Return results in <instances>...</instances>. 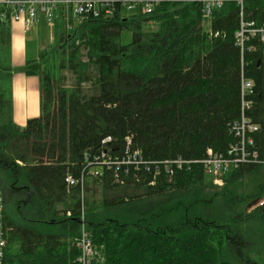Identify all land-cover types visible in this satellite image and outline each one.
I'll use <instances>...</instances> for the list:
<instances>
[{
	"label": "trees",
	"instance_id": "1",
	"mask_svg": "<svg viewBox=\"0 0 264 264\" xmlns=\"http://www.w3.org/2000/svg\"><path fill=\"white\" fill-rule=\"evenodd\" d=\"M263 12L264 0H245L247 20L259 23ZM202 20L201 5L174 2L159 4L147 17L117 12L80 25L70 17L68 29L60 6L53 50H40L24 66L26 76L39 78L40 106L39 116L23 128L12 118L11 24L0 22L3 264H78L69 241L79 231L81 203L64 178L76 175L103 139L112 138L118 152L129 137L145 158L188 160L203 158L207 148L223 152L234 142L227 125L240 114L238 7L227 3L212 12L210 29L218 37L205 34ZM149 21L154 29L147 31ZM247 45H256L243 55L244 73L255 85L248 116L259 126L254 139L264 160V43ZM63 72L73 76V86L60 83ZM263 171L264 165L243 166L228 173L225 183ZM89 185L104 191L98 205L91 196L84 201L87 229L92 242L103 246V264H264V207L231 215L205 212L198 165L154 187H118L107 173ZM256 191L254 202L264 184ZM194 212L208 219H191ZM157 217L178 220L157 226ZM250 224L256 234L242 230Z\"/></svg>",
	"mask_w": 264,
	"mask_h": 264
},
{
	"label": "built area",
	"instance_id": "2",
	"mask_svg": "<svg viewBox=\"0 0 264 264\" xmlns=\"http://www.w3.org/2000/svg\"><path fill=\"white\" fill-rule=\"evenodd\" d=\"M199 4L203 17L211 19L216 9H221L227 3H234L238 7V30L235 33L236 43L240 52L241 73L239 79L240 114L228 123L229 134L234 142L223 151L207 148L203 158L188 160L182 157L148 159L139 149L132 148L131 139L125 138L122 152H118L112 144V138L102 140L99 150L95 154H87L79 164L78 173H67L64 178L67 190L76 188L80 199L79 231L72 243L78 255V264H103L104 256L92 242L85 220L86 185L87 180L98 179L105 173L111 177L112 184L118 187L143 186L154 187L157 183L171 182L182 171H192L198 165L204 176L211 178L215 186H222L227 174L247 165H264L258 154L254 136L259 126L248 116L253 106L255 85L253 80L244 73V51H254L256 45H247L251 40L264 43V12L259 23L247 20L245 16V0H0V22L9 21L10 24L24 20L26 26L37 23L41 18L52 28L56 12L63 7L66 28L71 29L89 19H109L115 13L130 17L133 15L149 16L154 8L161 3ZM149 25L153 23L148 22ZM209 37H218V32H205ZM4 198L0 192V264H3L6 238L3 230ZM252 207H264V194L257 199ZM71 215L66 212L67 217Z\"/></svg>",
	"mask_w": 264,
	"mask_h": 264
},
{
	"label": "rangeland",
	"instance_id": "3",
	"mask_svg": "<svg viewBox=\"0 0 264 264\" xmlns=\"http://www.w3.org/2000/svg\"><path fill=\"white\" fill-rule=\"evenodd\" d=\"M45 24H41L38 26L36 29H32L31 31L37 32V39L33 41V37L29 38L30 42L28 43V59L36 58L37 50H47L48 52L53 50V43L49 42L48 39V29H43L41 26H44ZM46 26V25H45ZM202 28L204 32H209L210 31V19L207 17H203L202 20ZM154 25L149 26L145 28V30H153ZM52 32V29H51ZM207 34V33H205ZM129 34H125V39L123 43H127L128 41ZM38 45V49H36L35 46ZM51 53V57H52ZM51 59V58H50ZM19 69L17 67L12 68V75H17ZM63 79L60 82L63 86L66 87H71L74 85V79L73 76L68 73V72H63L62 73ZM86 90L88 91V86H85ZM35 106L30 108L26 112H21V113H26L27 115H33L36 113ZM34 118V117H33ZM32 119V118H30ZM90 179L87 180V189H86V197L91 196L95 204L98 205L99 202L101 201V196L104 195V191H102L99 186L95 185H89ZM204 182H205V201L206 203L201 206V208L205 212H210L213 214H219L218 211H220L221 214H227L231 215L232 213H238L242 211H248L250 212L251 210L255 209L252 207L254 201L253 199L257 197V194H259L258 191H256L259 187V185L264 184V171L261 172L260 174H254V175H246L243 178H241L239 181L234 182V183H225L222 186H215L213 183H211V178L208 176H204ZM1 192V191H0ZM133 192L130 189H122V194H128L131 195ZM209 201H211V204H208ZM200 205V204H199ZM150 206V204L148 205ZM192 213V212H191ZM63 215V214H60ZM191 219H199V220H207L208 217L205 215L201 214L200 212H194L192 215L189 216ZM156 224L157 226L161 225H169L171 222L174 224L177 222L178 218L176 217H169V218H164V217H157L156 218ZM171 221V222H170ZM247 229V230H246ZM242 230L246 231L248 234L253 233L256 234L257 231L255 230V227L253 224L247 225L242 228ZM252 233V234H253ZM74 239V238H73ZM73 240L69 241L70 245L73 246L72 243ZM95 246L99 250H103V246L96 245ZM103 253V251H102Z\"/></svg>",
	"mask_w": 264,
	"mask_h": 264
},
{
	"label": "crops",
	"instance_id": "4",
	"mask_svg": "<svg viewBox=\"0 0 264 264\" xmlns=\"http://www.w3.org/2000/svg\"><path fill=\"white\" fill-rule=\"evenodd\" d=\"M39 20L37 23L30 24L26 26L24 20L11 24V65L19 69L17 75H12L11 78V99H12V118L15 125L23 128L26 122L30 118H36L39 116V106H40V92H39V78L37 76H26L24 74V66L29 60L37 59L38 50L36 58L28 59V43L29 38L33 37V41L39 39L37 37V32L31 31L36 29L41 24L43 29H48L49 42L53 41V34L51 29L46 22H41ZM41 22V23H40ZM38 49V45L35 46ZM30 106L37 110L33 115H27L26 112Z\"/></svg>",
	"mask_w": 264,
	"mask_h": 264
},
{
	"label": "water",
	"instance_id": "5",
	"mask_svg": "<svg viewBox=\"0 0 264 264\" xmlns=\"http://www.w3.org/2000/svg\"><path fill=\"white\" fill-rule=\"evenodd\" d=\"M257 63H259V61Z\"/></svg>",
	"mask_w": 264,
	"mask_h": 264
}]
</instances>
